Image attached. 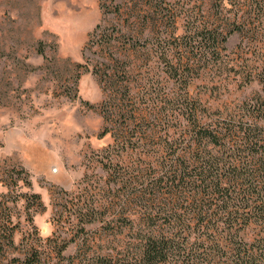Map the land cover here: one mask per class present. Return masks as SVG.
<instances>
[{
  "label": "trees",
  "instance_id": "trees-1",
  "mask_svg": "<svg viewBox=\"0 0 264 264\" xmlns=\"http://www.w3.org/2000/svg\"><path fill=\"white\" fill-rule=\"evenodd\" d=\"M210 1V22L183 29L196 55L185 48L168 61L169 75L186 86L162 113L135 89L136 50L123 40L141 16L117 3L106 9L111 28L95 25L85 46L100 57L99 134L110 136L95 159L105 172L103 217L86 209L82 235L30 245L12 258L17 264H264V106L206 108L187 89L201 47L218 55L233 31H251L264 0Z\"/></svg>",
  "mask_w": 264,
  "mask_h": 264
},
{
  "label": "rangeland",
  "instance_id": "rangeland-1",
  "mask_svg": "<svg viewBox=\"0 0 264 264\" xmlns=\"http://www.w3.org/2000/svg\"><path fill=\"white\" fill-rule=\"evenodd\" d=\"M106 2L0 0V264H17L13 257L47 244L48 237L82 235L78 218L86 209L103 217L97 199L105 172L95 159L110 136L99 134L100 57L85 46L95 25L111 28L106 9L117 3L141 16L133 36L123 40L136 50L135 89L161 113L177 107L186 86L169 75L168 61L185 48L196 55L183 29L212 18L210 0ZM249 21L253 29L233 31L218 55L201 47L203 57L190 71L189 100L226 111L264 106V64L258 63L263 5ZM74 247L71 242L65 252Z\"/></svg>",
  "mask_w": 264,
  "mask_h": 264
}]
</instances>
